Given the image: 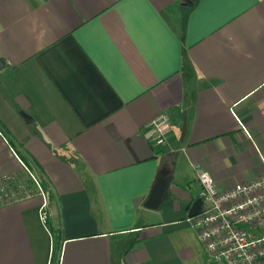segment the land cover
<instances>
[{"label":"crops","instance_id":"crops-1","mask_svg":"<svg viewBox=\"0 0 264 264\" xmlns=\"http://www.w3.org/2000/svg\"><path fill=\"white\" fill-rule=\"evenodd\" d=\"M0 59V176L27 164L48 213L0 207V264H222L187 221L194 169L264 173V0H0Z\"/></svg>","mask_w":264,"mask_h":264},{"label":"built area","instance_id":"built-area-1","mask_svg":"<svg viewBox=\"0 0 264 264\" xmlns=\"http://www.w3.org/2000/svg\"><path fill=\"white\" fill-rule=\"evenodd\" d=\"M147 127L154 144L163 146L171 129L168 117L159 113ZM23 169L21 177L0 178V207L37 194L34 196L41 198L38 217L46 225L44 192L35 176ZM194 172L201 204L199 212L187 221L206 252L222 264H264V173L219 190L205 169L196 167Z\"/></svg>","mask_w":264,"mask_h":264},{"label":"water","instance_id":"water-1","mask_svg":"<svg viewBox=\"0 0 264 264\" xmlns=\"http://www.w3.org/2000/svg\"><path fill=\"white\" fill-rule=\"evenodd\" d=\"M3 64L4 62L0 59V69L3 67ZM22 115L25 119H27V116L25 114L22 113ZM165 184L166 182L163 179H159L152 185L149 195L144 202V206L148 208H155L159 205L161 196L164 192ZM200 204V199H196L189 209L188 216L195 215L200 209Z\"/></svg>","mask_w":264,"mask_h":264},{"label":"rangeland","instance_id":"rangeland-1","mask_svg":"<svg viewBox=\"0 0 264 264\" xmlns=\"http://www.w3.org/2000/svg\"><path fill=\"white\" fill-rule=\"evenodd\" d=\"M25 164V163H24ZM28 165L27 164H25V168L33 175V176H35V175H37V174H34V173H32L31 172V168H29V167H27ZM23 174H25V170L23 169H21V171L19 172V173H17V174H12V175H2V176H4V177H6V176H8V177H10V178H12L13 176H18V177H21V176H23ZM2 176H0V178L2 177ZM37 177H39V176H37ZM36 179V181L38 182V184H39V186L42 188V185H41V180L40 179H38V178H35ZM33 185H34V183H33Z\"/></svg>","mask_w":264,"mask_h":264}]
</instances>
